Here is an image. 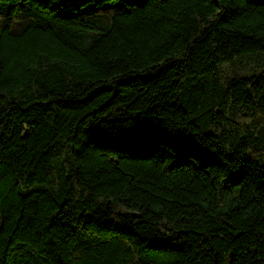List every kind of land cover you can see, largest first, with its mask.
<instances>
[{"label": "trees", "instance_id": "trees-1", "mask_svg": "<svg viewBox=\"0 0 264 264\" xmlns=\"http://www.w3.org/2000/svg\"><path fill=\"white\" fill-rule=\"evenodd\" d=\"M0 264H264V0H0Z\"/></svg>", "mask_w": 264, "mask_h": 264}]
</instances>
